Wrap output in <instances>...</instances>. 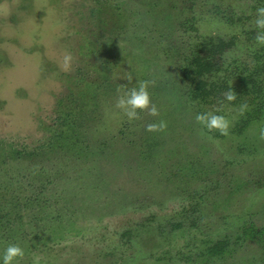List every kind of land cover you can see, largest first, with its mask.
I'll use <instances>...</instances> for the list:
<instances>
[{
	"label": "rangeland",
	"instance_id": "1",
	"mask_svg": "<svg viewBox=\"0 0 264 264\" xmlns=\"http://www.w3.org/2000/svg\"><path fill=\"white\" fill-rule=\"evenodd\" d=\"M158 1L150 9L148 0H0V141L44 144L70 108L82 110L73 117L86 139L80 150L54 148L9 167L0 162L10 184L32 173L40 181L39 171L48 177L38 213L47 220L29 215L25 234L33 243L17 244L23 259L16 257V264H186L174 255L186 253L184 243L199 236L187 237L188 229L170 233V223L199 217L200 234L215 236L210 227L218 220L246 218L250 201L264 204V188L255 196L257 181H264V130L256 123L236 131L242 108L225 107L228 115L207 129L197 116L175 113L165 127L153 128L157 147L145 154L141 144L154 109L144 95L131 94L142 78L167 84L169 92L179 78L184 84L179 59L198 36L232 42L220 58L223 67L231 60L251 63L264 53V5L194 0L188 11L182 0ZM70 93L82 94V103L69 105ZM190 168L196 178L188 176ZM194 204L200 211L192 215L187 209ZM127 226L136 233L125 244L120 233ZM75 231L79 236L66 237V245H43L47 235Z\"/></svg>",
	"mask_w": 264,
	"mask_h": 264
},
{
	"label": "flooded vegetation",
	"instance_id": "2",
	"mask_svg": "<svg viewBox=\"0 0 264 264\" xmlns=\"http://www.w3.org/2000/svg\"><path fill=\"white\" fill-rule=\"evenodd\" d=\"M193 1L194 0H182L186 10L190 11L193 6ZM147 3L149 4L147 6L153 9L161 2L158 0H148ZM263 5L264 0H258V6L263 8ZM167 21H170L167 17L160 20V25ZM233 23L234 22L230 19V24ZM191 29L194 30V27H191ZM259 34L262 35L264 32ZM197 41L195 47L191 48L188 54L179 59V63L182 65L179 73L182 74V83L184 84H177L181 82L179 78L180 82L176 81L177 83L171 84V86H175L176 84V87L172 89L171 92L168 91L167 84L163 86L164 91H162V93L169 95L167 103H172V107H170L169 110L171 111L173 109L174 111L175 109L174 115L175 113L182 112L183 115H187L188 113L192 117L197 116V118L204 123V128L207 129L208 127L217 126L219 119L222 118L224 114L226 116L228 115L226 111H223L225 107L231 110L232 106H237L242 108L245 112L243 111V115L237 123L239 127H236V131H239V128L242 130L249 124L255 125L256 123L264 130V53L260 52L254 55V59L251 63L231 60L223 67V61L221 64L220 58H222L225 51L232 46V42H226L218 37L207 38L200 36L197 37ZM218 44L222 45L221 53L214 54L212 57L207 50L218 46ZM197 56L205 57L211 62L210 72L203 76L194 74V64L191 61ZM246 65L252 66L248 67ZM217 72L219 73L218 75L222 74L219 80L217 79L216 81L210 82L208 80L209 76H218L216 75ZM233 79L238 80H236L237 84H232ZM145 80L146 82L148 81V79ZM199 80L205 83V88L209 89L212 87V93L204 100L197 98L193 99L191 93L188 91L189 86L195 87V84ZM214 89L216 91H214ZM177 103H179V108H175ZM202 104L208 105L210 108L197 112V109L201 107ZM218 105L223 107L222 111L218 110L216 107ZM193 109H196L195 113ZM69 134L68 132L66 134L65 131L63 134L65 137L57 138V140H53L50 137L44 144H40L33 148L27 146L18 147L14 142L5 143L0 141V162L8 164L9 167L10 164L17 165L23 162L22 160H31L39 155L47 154L53 151L54 148H64L75 151L80 150L81 147L83 148L86 139H80L78 133L76 138L70 137ZM261 138L264 140V135L261 136ZM75 140H79L78 143ZM260 145L264 150V143L262 141ZM156 147L157 143L154 149L152 148L151 150L155 151ZM173 154L177 155L175 152H173ZM197 162L198 166L200 160L197 159ZM193 166L195 167L196 164ZM20 168L25 169V166L19 167L18 169ZM190 169H193V173L190 172L188 176L196 178L197 174H195L194 168ZM42 174V171L38 172L40 181H35L36 177L32 173L31 175L34 176V178L26 175L20 179H15L14 184H10L11 180L5 181L3 175H0V264H16L17 258L18 261L23 259L20 252H18L19 247L17 244L20 241L29 238L28 241L33 243L30 236L25 234L30 222L28 219L29 215H33L32 218H35L36 222H41L43 218L45 221L47 220L45 216L43 217V215L38 214L40 213L39 211H41L40 207L45 208V198L47 191H49L48 177ZM198 174L200 175V173ZM33 179L34 181H32ZM257 182L256 185L258 188H256L255 196L259 194L258 190L264 188V181L259 180ZM234 189L232 190L234 191ZM235 190H240V188L237 187ZM202 196L203 195H198V198L202 199ZM259 201L257 200L255 202ZM253 203L250 201V204L244 208L243 215L246 218H241V216L240 219H229L227 217L218 220L219 223L215 226V229H212L211 226L210 231L215 232V236L208 233L200 234L203 231L198 230L197 222L199 217L189 218L187 216H180L183 219L176 223H170V233H175L177 230L188 229L190 232L187 237L191 238L190 235L192 233H197L200 239L196 242H185L183 248H186L187 252L182 253L180 250L179 252L176 251V256L174 255L175 260L186 264H264V219L259 218L261 214L264 213V204L262 207H258L257 203ZM198 205L199 204H194L190 206L187 211L192 215L196 214L197 211L199 213L200 209ZM55 217L56 219L54 220L57 222V216ZM258 220L262 221L257 223ZM45 224L47 225L46 222ZM135 233V230L127 226L126 229L122 230L120 236L123 237L124 243L128 244ZM53 234L54 233H52L50 237L47 235L46 240L43 242V245L48 249L53 246L61 247L66 245V237L73 235V237L79 236L78 231L57 237H52ZM201 242L202 244L200 245ZM27 252L28 251L21 253L26 255Z\"/></svg>",
	"mask_w": 264,
	"mask_h": 264
},
{
	"label": "trees",
	"instance_id": "3",
	"mask_svg": "<svg viewBox=\"0 0 264 264\" xmlns=\"http://www.w3.org/2000/svg\"><path fill=\"white\" fill-rule=\"evenodd\" d=\"M222 45L218 44V46L208 49L209 55L213 57L214 54L221 53ZM206 50V49H205ZM194 64V74L197 76H203L204 74H207L211 70V62L207 60L205 57H196L193 58L191 61ZM95 91H97V87L95 88ZM164 91V87L157 84L154 80L152 81V84H148V81L146 82L145 79L142 78L141 84L136 85V88L131 90V94H142L145 95V98H147V102L149 105L152 106V112L150 113V122L146 125L144 129V133L146 136H144V143L141 144V152L145 154H150L151 149L156 146V138L153 133V128L155 126L159 127H165V121L168 117L171 115H174L173 109L170 111V108H167V99L166 102H164V96L165 93H162ZM188 91L191 93V96L193 99H206L209 94L212 93V87L209 89L205 88V83L202 80H199L195 87L189 86ZM214 91H216L214 89ZM69 105H80L82 103V94L77 98L73 93H70V95L67 97ZM170 107H172L170 105ZM175 108H179V103L176 104ZM78 113H73L72 109L66 110L62 115L58 116L56 118L57 128L51 130L52 136L51 138L54 140L57 138H63L65 137L63 134L66 132L70 133V137L76 138L77 131L81 129V121L77 118L73 117V114H79L80 116H83L82 110L79 108ZM79 122V123H78ZM165 123V124H164ZM127 126V127H126ZM125 129L127 130L130 128L127 123L124 124ZM60 128H64L65 130H62ZM49 139V138H48ZM77 143L79 140H75ZM75 142V143H76Z\"/></svg>",
	"mask_w": 264,
	"mask_h": 264
}]
</instances>
